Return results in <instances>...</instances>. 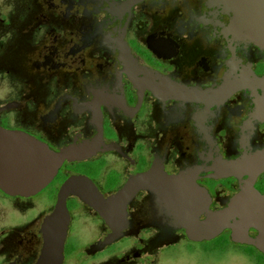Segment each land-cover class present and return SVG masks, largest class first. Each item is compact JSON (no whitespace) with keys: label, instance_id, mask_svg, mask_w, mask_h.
<instances>
[{"label":"flooded vegetation","instance_id":"1","mask_svg":"<svg viewBox=\"0 0 264 264\" xmlns=\"http://www.w3.org/2000/svg\"><path fill=\"white\" fill-rule=\"evenodd\" d=\"M227 25L218 0H0V127L71 153L36 193L0 189V264L39 263L72 180L106 200L136 188L123 236L99 251L110 226L68 195L60 264H187L179 249L264 264L237 235H260L243 213L264 198V51ZM172 195L226 212L228 226L191 241L167 211Z\"/></svg>","mask_w":264,"mask_h":264},{"label":"water","instance_id":"2","mask_svg":"<svg viewBox=\"0 0 264 264\" xmlns=\"http://www.w3.org/2000/svg\"><path fill=\"white\" fill-rule=\"evenodd\" d=\"M218 1L227 13L229 33L238 40L264 51V0ZM70 156L71 153L68 152L54 155L37 140L0 127V189L10 194H34L52 179L60 163ZM49 160H52L53 164L44 171L43 163L45 161L49 163ZM135 188L133 182H130L116 197L106 200L88 181L67 182L60 193L55 213L51 216L52 226L38 264H60L62 260L68 222L65 199L68 195L78 196L97 211L110 226L112 232L92 248L93 251H99L123 236L125 208ZM254 196L255 201L248 203L253 204L254 209L247 207V212L243 214L248 220V226L258 229L260 235L254 240H248L245 233H240L237 235L244 238L238 241L252 244L264 253V209H256L257 202L264 198L257 193ZM244 198L245 195H242L237 202L240 207L245 203ZM165 204L169 215L173 216L175 225L185 229L188 238L193 242L212 240L228 226L226 212H211L205 205L203 206V202L192 210L182 209L176 195H172ZM115 206L119 207L118 215H115Z\"/></svg>","mask_w":264,"mask_h":264},{"label":"rangeland","instance_id":"3","mask_svg":"<svg viewBox=\"0 0 264 264\" xmlns=\"http://www.w3.org/2000/svg\"><path fill=\"white\" fill-rule=\"evenodd\" d=\"M177 252H178V254L175 252L174 255H177L179 257L178 259H180V260H184L185 259V261H188L187 264L188 263H190V264H194L195 263V262H191V261H198V260H202V259H208L206 256H204V257L201 256V254L199 252L195 253V254H189V253H186L182 249H179ZM229 255L230 254L217 252L216 255H215V259H222V262H220L219 264H226V262H224V261L229 259V258L230 259L232 258V256L229 257ZM112 256H113V253L105 255L104 258H112ZM227 256H228V258H227ZM162 257L166 258L165 256H162ZM202 262H203V260H202ZM184 264H186V263H184ZM201 264H208V263L207 262H203Z\"/></svg>","mask_w":264,"mask_h":264}]
</instances>
